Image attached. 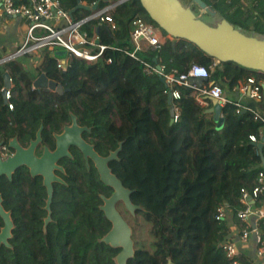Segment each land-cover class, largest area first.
<instances>
[{
  "label": "trees",
  "instance_id": "16d2710c",
  "mask_svg": "<svg viewBox=\"0 0 264 264\" xmlns=\"http://www.w3.org/2000/svg\"><path fill=\"white\" fill-rule=\"evenodd\" d=\"M80 1L98 3V7L107 3ZM179 1L194 13L192 0ZM202 1L244 34L264 37V0ZM61 2L71 9L76 0ZM89 12L77 9L73 17ZM110 14L114 29L98 20L84 24L90 34L97 33L100 43L109 46L95 63L71 57L61 69L50 51L43 53L37 71L60 83L62 93L33 88L36 74L16 59L0 64V89L2 74L8 71L13 91L12 109L0 94V140L7 142L17 136L21 143L27 142L41 122L42 138L50 141L53 132L70 122L72 113L78 124L91 128L90 142L101 155L122 142L118 158L108 165L132 190L131 201L144 208L136 210V215L148 225L149 237L138 239L132 234L135 252L127 264H232L223 242L231 224L242 226L236 216L242 207L241 189H251L258 171L264 170L256 145L248 137L259 136L261 122L249 110L236 112L234 103L222 106L220 125L205 109L192 114L189 89L176 84L180 96L172 101L176 118L170 123L166 87L160 76L143 74L140 61L127 54L134 17L158 25L139 0H125ZM139 55L163 64L165 72H186L194 63L203 65L209 70V81L218 84L230 99V94H236L233 88L248 76L257 82L264 80V73L232 61H217L182 38L167 37L160 48L145 49ZM205 100L210 106L207 97ZM245 104L264 116V98L258 102L247 98ZM73 156L62 162L66 184L55 186L46 233V210L42 208L46 192L41 178L30 177L22 166L11 180L0 175L2 203L11 211L14 224L10 246H0V264H116L120 248L98 240L111 226L99 208V194L109 195L112 189L99 180L91 162L87 168L80 153L73 152ZM219 207L225 211L223 218L216 217Z\"/></svg>",
  "mask_w": 264,
  "mask_h": 264
},
{
  "label": "water",
  "instance_id": "95a60500",
  "mask_svg": "<svg viewBox=\"0 0 264 264\" xmlns=\"http://www.w3.org/2000/svg\"><path fill=\"white\" fill-rule=\"evenodd\" d=\"M108 2L110 0H103ZM119 0H116L118 2ZM125 1V0H123ZM122 1V2H123ZM200 8L209 10L210 13L215 11L208 7L202 0H192ZM76 5L70 9L69 14H73L77 9H96L98 3H93L91 6L81 3L76 0ZM141 6L154 21L158 27L164 30L170 37L186 39L194 43L207 55L213 57L217 61H232L252 71L264 73V37H256L246 35L240 30L234 28L225 18H221L215 25H210L205 21L197 18L189 7H184L179 0H139ZM98 42V41H97ZM56 58L63 61L66 58L64 49L54 51ZM3 86L0 89V94L6 104L5 92L10 87V74L4 71L2 74ZM159 79L164 83L162 76ZM191 83L201 85L206 78L190 77ZM33 88H43L57 93L63 92V87L60 83L49 79L44 72H39L32 81ZM264 87V85H263ZM211 102V107L208 112L212 114L213 120L220 125L222 123V106L216 98L208 96ZM167 102L169 104L170 123H173L176 118L174 106L172 104L171 92H167ZM42 125L36 132L35 139L31 140L27 147L22 146L17 136L10 138L7 142L0 140V147L5 143L13 153L6 157H1L0 154V175H5L9 180L12 178L14 171L20 166L28 168L31 176L41 175L42 183L46 188L47 199L45 209L47 216L44 218L43 231L46 233V226L51 220L50 203L53 195L52 182L63 180L54 173V170L64 172L62 166L57 164V161L62 156H71L68 147L73 145L77 147L85 159L88 166V160L93 162V165L98 173L99 180L106 186L112 189L109 196L100 194L102 204L99 205L105 217L110 221L109 230L98 240L106 243L114 248H120L115 255L116 264H127L129 258L134 256V241L132 238V227L123 218L122 214L116 207V203L121 201L124 208L135 214L136 210H143L141 205L134 204L130 199L132 190L125 187L122 181L112 172L108 163L111 160L118 158V152L122 147V142H119L115 150L109 151L107 155H100L94 146L86 142L81 137V132L89 130L86 126H80L76 116L71 114V124L64 126L62 132L55 133V148L50 150L44 146L40 156L35 154V148L41 141ZM263 140V138H262ZM5 142V143H4ZM261 158V166L264 168V155L262 152V141L256 144ZM2 194L0 193V217L3 225L0 227V246H10L8 239L11 237V231L14 226L11 211L6 210L3 206Z\"/></svg>",
  "mask_w": 264,
  "mask_h": 264
},
{
  "label": "built area",
  "instance_id": "2783aa9c",
  "mask_svg": "<svg viewBox=\"0 0 264 264\" xmlns=\"http://www.w3.org/2000/svg\"><path fill=\"white\" fill-rule=\"evenodd\" d=\"M122 1L116 2V0H110L101 7L90 9V12L85 16L74 18L73 14H69L70 9L66 8L61 0H1L3 13L8 16H20L23 18L26 23V31L22 43L17 49L13 53L1 58L0 61L5 62L17 56L42 50L50 51L54 55L55 50L64 49L67 54L65 60L56 58V66L58 68L65 69V63L71 57L79 58L86 63H95L102 57L103 52L109 46L100 43L97 33L93 32L90 34L84 28V24L89 20H98L100 23H105L110 29H114L115 24L110 11ZM131 26L132 28L129 33L131 48L127 50V54L131 58L140 61L143 74L162 76L166 92H171L172 101L180 96L179 91L175 88V85L178 84L187 87L191 92H195L198 103H203L205 97L211 96L216 98L221 106L227 103H234L236 112L249 110L252 113L253 119L261 122V130L259 136L249 134L248 137L255 145L262 141V152L264 155V116L260 111L246 105L240 100L233 101L226 96L218 84L209 81V70L203 65L194 63L186 72H178L176 69L165 72L163 64L158 62L152 63L141 58L139 53L145 49L156 50L160 48L166 38L170 36L163 34L159 28L148 23L140 16L132 19ZM190 77L206 78L207 80L198 85L191 83ZM263 85L264 80L257 82L253 76H248L244 81L239 82L233 90L237 94L240 93L248 99L258 102L264 98V93L262 92ZM11 87L12 81L10 78V87L5 92L8 109L13 108L11 101L13 91ZM6 150V144L0 147L2 157L6 155ZM256 152L259 154L257 146ZM261 197H263V200L259 206H256V202ZM239 201L242 207L237 210L236 216L243 226L240 228L238 238L241 241H245L249 231L244 224L247 223L249 217L255 215L257 218H264V170L258 171L251 189H241ZM224 215V209L219 207L216 217L223 218ZM223 248L226 255L232 258V264H235V256L238 253L235 243L227 239L223 242ZM258 253H264V226L261 227V245Z\"/></svg>",
  "mask_w": 264,
  "mask_h": 264
},
{
  "label": "crops",
  "instance_id": "0c3cea01",
  "mask_svg": "<svg viewBox=\"0 0 264 264\" xmlns=\"http://www.w3.org/2000/svg\"><path fill=\"white\" fill-rule=\"evenodd\" d=\"M25 31L26 23L23 18L21 19L20 16L5 15L2 11L0 0V59L13 53L17 49V47L22 43ZM44 52L45 51L42 50L34 55H21L14 59L21 62L24 69L34 73L42 60ZM188 94L192 99V114H196L199 109H205V111H207L208 108L211 107L212 104L208 98L210 106L205 98L203 103H198L196 101L195 92L190 91ZM230 97L234 100H240L243 103L247 101V97L245 95H241L240 93H236L234 95L230 94ZM244 225L249 231L245 241H241L238 238V233L243 224L242 226L237 224L230 225V234L228 239L235 243L238 252L235 256V264H264V253H258V249L261 245V227L264 225V218H257L255 215H252Z\"/></svg>",
  "mask_w": 264,
  "mask_h": 264
},
{
  "label": "flooded vegetation",
  "instance_id": "af4514ba",
  "mask_svg": "<svg viewBox=\"0 0 264 264\" xmlns=\"http://www.w3.org/2000/svg\"><path fill=\"white\" fill-rule=\"evenodd\" d=\"M71 114L72 113H70V116H71ZM71 124V119H70V122H66L65 124H63L62 125V127H61V129L59 130V131H57V132H53L52 133V138L50 139V141H45L43 138H42V130H41V141L37 144V146H36V148H35V154L37 155V156H40L41 155V153H42V150H43V148H44V146H47L50 150H54V148H55V139H54V134L55 133H60V132H62V130H63V128H64V126H66V125H70ZM40 125H42L43 126V123H41L40 122ZM40 125L38 126V128H37V130L39 129V127H40ZM80 125V124H79ZM80 126H84V125H80ZM89 128V127H88ZM42 129H43V127H42ZM37 130H36V132H37ZM36 132H35V135H34V137H30L29 139H28V141L27 142H20L19 140V143L22 145V146H24V147H27L28 146V144H29V142L31 141V140H33V139H35V136H36ZM91 133V128H89V130L87 131V130H84V131H82L81 132V137L86 141V142H88V143H90V144H92L93 146H94V143H92V142H90V136L88 135V134H90ZM5 143V142H4ZM6 144V143H5ZM7 145V144H6ZM94 149H95V147H94ZM96 150V149H95ZM68 151L70 152V154H71V156H62L61 158H59L58 159V161H57V164L58 165H60V166H62L63 167V169H64V172H62V171H59V170H54V173L57 175V176H59L62 180H63V182H59V181H54V182H52V186H53V192H54V189H55V186L56 185H58V184H66V181H65V179H64V177L66 176V169H65V166H64V164L62 163V162H64V161H66L67 159H69V160H73V158H74V156H73V152H78V153H80V155H81V158L83 159V161H84V164L86 165V163H85V159L83 158V155H82V153L80 152V150L77 148V147H75V146H73V145H70L69 147H68ZM13 153V149H11V148H9L8 146H7V150H6V155L4 156V157H6L7 155H10V154H12ZM1 154V153H0ZM100 154V153H99ZM101 155V154H100ZM2 157V156H1ZM92 163V165H93V162L89 159L88 160V166H89V163ZM94 166V165H93ZM23 167H25V166H22V168ZM86 167H87V165H86ZM87 168H89V167H87ZM25 169H26V171L28 172V174L30 175V177H32V178H35V177H40L41 178V183H42V176L41 175H35V176H31V174L29 173V171H28V168L27 167H25ZM5 176V175H4ZM42 185H43V183H42ZM44 186V185H43ZM45 187V186H44ZM45 192H46V188H45ZM111 192H112V190H111ZM111 192L109 193V195L111 194ZM100 194H102V193H100ZM99 194V195H100ZM109 195H105V196H109ZM52 197H53V195H52ZM100 197V196H99ZM46 199H47V192H46V198H45V204L42 206V208H44L45 209V205H46ZM52 201V200H51ZM102 201V200H101ZM51 204V203H50ZM102 204V203H101ZM100 204V205H101ZM118 206H121L124 210H126L125 208H124V205H123V203L121 202V201H119V202H117L116 203V207H117V209H118ZM46 210V209H45ZM119 210V209H118ZM120 212V211H119ZM121 213V212H120ZM131 214V213H130ZM132 215V214H131ZM135 215H136V212H135ZM46 216H47V210H46ZM45 216V217H46ZM123 216V215H122ZM133 216V215H132ZM45 217H43V225H44V218ZM124 218V217H123ZM125 219V218H124ZM126 220V219H125ZM127 221V220H126Z\"/></svg>",
  "mask_w": 264,
  "mask_h": 264
},
{
  "label": "rangeland",
  "instance_id": "374dc122",
  "mask_svg": "<svg viewBox=\"0 0 264 264\" xmlns=\"http://www.w3.org/2000/svg\"><path fill=\"white\" fill-rule=\"evenodd\" d=\"M194 13L197 18L205 21L210 25H215L222 18L216 11L214 13H210L209 10H204L200 8L197 4H195ZM35 53L37 52H33L29 54L34 55ZM29 54L26 55L28 56ZM1 63H3V61H0V64ZM34 73L37 75L39 72L35 70ZM118 209L132 227L133 235L136 236L138 239L148 240L149 238L147 232L148 225L142 220V217L138 214L137 215L134 214L132 216L127 210H124L121 206H118Z\"/></svg>",
  "mask_w": 264,
  "mask_h": 264
}]
</instances>
